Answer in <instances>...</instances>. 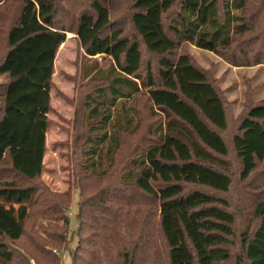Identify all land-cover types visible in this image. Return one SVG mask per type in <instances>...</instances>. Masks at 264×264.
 <instances>
[{"label": "trees", "instance_id": "obj_1", "mask_svg": "<svg viewBox=\"0 0 264 264\" xmlns=\"http://www.w3.org/2000/svg\"><path fill=\"white\" fill-rule=\"evenodd\" d=\"M15 1L20 12L8 31V47L0 61V75L7 78L1 85L0 162L9 157L12 172L29 184H0V264L35 260L20 253L12 241L25 236L40 198L48 201L39 180L44 172L55 57L69 32L77 34L89 57L111 60L95 69V80L104 85L95 90L98 98L90 96L87 102L88 121L95 133L86 142L92 174L106 175V156L113 159L121 147L118 134L137 128L134 113L140 95H147L166 117L165 125L161 123L156 131V141L136 154L121 175L124 191H106L103 220L125 223L128 216L120 195L126 197L130 187L158 204L155 237L167 253V264L228 261L235 215L224 199L186 187L230 191L232 177L225 159L230 149L220 134L228 127L226 107L207 72L182 49L193 44L227 56L239 35L248 31L249 20L254 21L250 0H77L82 5L79 14H71L65 5L68 0ZM123 8L130 15L135 38L113 28V14ZM144 50L158 60L157 68L144 69ZM233 143L241 179L247 180L264 162V102L249 109ZM254 213L259 224L251 237L243 239L245 262L241 259L240 264H264V192ZM62 220L69 225L68 216ZM83 227L80 218L79 235ZM140 231L142 244L149 240L150 231ZM57 238L66 243L65 235L57 234ZM57 238L52 234L51 241ZM80 241L81 247L83 238ZM30 242L49 259H61L35 238ZM89 246L90 241H85L87 253L92 252ZM119 255L127 264V253ZM103 259L110 262L107 256Z\"/></svg>", "mask_w": 264, "mask_h": 264}, {"label": "rangeland", "instance_id": "obj_2", "mask_svg": "<svg viewBox=\"0 0 264 264\" xmlns=\"http://www.w3.org/2000/svg\"><path fill=\"white\" fill-rule=\"evenodd\" d=\"M249 3V14L254 21L252 23L249 20L248 31L239 35L227 56L193 44H187L182 49L197 66L207 72L227 112L228 127L220 131V134L230 149L225 158L230 165L232 177L230 191L219 192L199 185H186L188 191L202 189L224 199L228 210L235 215L234 234L230 239L231 258L221 264H240L241 259L245 262L243 239L251 237L259 224L254 209L264 192V162L258 164L247 180H242L241 165L233 143L249 109L264 102V0H250ZM65 5L70 8L71 14H79L82 9L77 0H68ZM19 12V2L0 0V61L8 47V31L16 22ZM70 22L71 19H68L66 24ZM113 24L114 30L121 29L128 37H137L125 8L113 14ZM143 56L145 70L148 65L157 68V59L145 50ZM110 62L109 58L102 56L89 57L77 34L73 32H69L67 40L59 46L52 77L44 172L39 180V185L43 187L41 191L45 192L48 201L44 202L40 198L27 224L25 236L19 241H12V246L22 250L20 253L35 259L31 260V264H123L125 257L120 260L119 254L125 253L129 257L127 264L133 260V264H167V253L155 237L160 219L158 204L152 198L140 196L137 190L126 187V197L120 195V200L124 199L122 204L125 205L127 222L119 225L113 219L104 221L102 214L107 206L106 191L116 188L118 193L124 191L120 182L121 175L132 166L131 161L136 154L156 141V131L160 124L165 125L166 117L159 108L152 106L147 95H140L136 101L138 111L134 117L137 128L119 133L121 147L117 155L113 159L106 156V175L99 176L89 171L86 142L95 133L88 121L87 102L90 96L97 99L95 90L104 85V81L95 80V69L104 68ZM6 81V76L0 75V104L3 102L1 85ZM6 181H14L21 186L29 184L25 178L12 172L9 157L0 162V184ZM56 199L60 201L59 204ZM66 216L69 218L68 226L62 220ZM80 218L84 220L81 235ZM55 225L59 226L58 230L52 227ZM141 229L150 231L149 240L142 244L139 242L143 234ZM52 234L56 238L57 234L65 235L66 243H62L59 238L51 241ZM33 238L41 246L50 247L61 259H49L38 251L30 242ZM81 238L84 241L80 247ZM85 241H90L91 253L83 250ZM136 243L140 245L135 247ZM105 256L110 258V262H104ZM15 264L26 263L20 259Z\"/></svg>", "mask_w": 264, "mask_h": 264}]
</instances>
